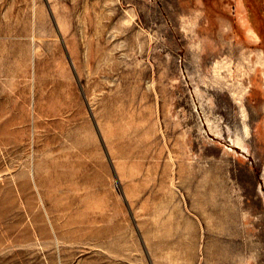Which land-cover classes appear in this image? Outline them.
I'll return each mask as SVG.
<instances>
[{"label":"rangeland","instance_id":"obj_1","mask_svg":"<svg viewBox=\"0 0 264 264\" xmlns=\"http://www.w3.org/2000/svg\"><path fill=\"white\" fill-rule=\"evenodd\" d=\"M259 54L244 0H0V264H264Z\"/></svg>","mask_w":264,"mask_h":264},{"label":"trees","instance_id":"obj_2","mask_svg":"<svg viewBox=\"0 0 264 264\" xmlns=\"http://www.w3.org/2000/svg\"><path fill=\"white\" fill-rule=\"evenodd\" d=\"M249 18L255 29L264 39V0H244Z\"/></svg>","mask_w":264,"mask_h":264},{"label":"bare ground","instance_id":"obj_3","mask_svg":"<svg viewBox=\"0 0 264 264\" xmlns=\"http://www.w3.org/2000/svg\"><path fill=\"white\" fill-rule=\"evenodd\" d=\"M258 62H259V64L264 65V58H263V55L262 54H259V56H258Z\"/></svg>","mask_w":264,"mask_h":264}]
</instances>
